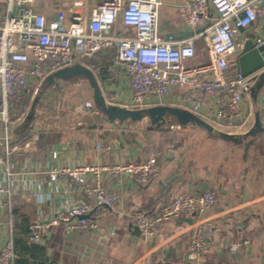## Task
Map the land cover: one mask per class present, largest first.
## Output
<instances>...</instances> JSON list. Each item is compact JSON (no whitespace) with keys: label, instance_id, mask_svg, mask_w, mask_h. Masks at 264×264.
<instances>
[{"label":"crops","instance_id":"0c3cea01","mask_svg":"<svg viewBox=\"0 0 264 264\" xmlns=\"http://www.w3.org/2000/svg\"><path fill=\"white\" fill-rule=\"evenodd\" d=\"M55 1L45 0L43 4L50 18L56 14ZM189 1L192 0H162L159 31L165 39L183 40L191 36H187L190 31L195 34L206 26V22L196 27L182 23V5ZM131 31L122 26L123 34ZM245 37V42L249 38H264V18L248 27ZM195 44L197 54L187 61L190 66L209 59L204 39H196ZM234 58L229 59L233 72L240 70L238 59L236 63ZM113 61L114 58L108 60L106 78L97 79L108 102L127 101L131 87L126 71ZM51 87L84 89L85 99H92L93 90L86 79L57 81ZM183 90L176 89L172 96L155 105L179 106L191 112L189 106L179 102ZM253 95L260 110L262 130L255 139L244 142V136L256 122ZM243 115L242 125L224 127L210 121L238 135L239 143L210 134L196 122L155 124L150 120L149 125L142 121L144 118L110 121L98 110L82 113L76 124L69 122L71 115L66 112L59 120L67 123L45 120V124L33 129L41 135L34 149H16L9 155L12 173L9 180L6 178L5 187L11 194L5 199L0 195V239L6 230L12 229L14 237L31 246L28 252L17 254L15 264L19 259L29 264H264V82L244 100ZM24 122L10 126L12 145L26 138L27 131L19 135ZM101 141L104 147L99 149L97 142ZM53 150L58 151L57 158L52 157ZM156 152L165 154L166 160L146 184L137 185L125 175L104 174V184L118 193L120 201L114 213L100 218L96 227L68 231L54 225L42 242H29V224L37 214L51 216L85 196L69 181H52L53 168L83 163L144 162ZM204 191L217 195L211 209L169 218L159 225L155 236H144L130 222L129 214L133 211L158 213L177 194ZM203 217L212 220L216 234L210 251L196 261H189L186 254L193 223ZM246 240L249 243L245 244ZM236 243L240 245L233 249Z\"/></svg>","mask_w":264,"mask_h":264},{"label":"built area","instance_id":"2783aa9c","mask_svg":"<svg viewBox=\"0 0 264 264\" xmlns=\"http://www.w3.org/2000/svg\"><path fill=\"white\" fill-rule=\"evenodd\" d=\"M45 0H0V195L10 197L5 187L10 179L9 155L13 150H32L40 133L32 130L19 143L11 144L10 126L24 122L30 102L50 74L62 67L87 64L99 52L117 50L114 65L126 71L131 93L127 101L110 103L137 109L154 106L183 88L179 102L209 122L224 127L242 125L244 100L253 90L261 71L244 75L232 71L229 59L241 54L245 30L264 18V0H192L183 3L182 23L203 30L183 40H167L159 31L162 0H57L56 14L44 11ZM122 26L132 30L123 34ZM203 38L209 59L188 65L197 54L196 39ZM255 46L264 38L254 39ZM92 99L77 106L78 113H94ZM99 149L104 143L97 142ZM53 158L59 153L53 150ZM156 152L144 162L120 161L102 164L57 166L50 171L52 181H69L84 199L74 201L51 216L37 214L29 224V242L40 243L49 229L60 225L68 231L96 227L100 218L114 213L120 197L104 184V174L125 175L137 185L151 180L166 160ZM29 194H34L29 192ZM213 191L180 193L158 213L136 210L129 214L131 224L144 236L157 235L159 225L183 215L202 213L213 207ZM8 204V202H6ZM216 234L210 218L193 223L186 257L196 261L208 253ZM2 237V235H1ZM249 243L248 240L244 241ZM240 243L233 245L237 249ZM13 230L0 239V264H15L17 258Z\"/></svg>","mask_w":264,"mask_h":264},{"label":"water","instance_id":"95a60500","mask_svg":"<svg viewBox=\"0 0 264 264\" xmlns=\"http://www.w3.org/2000/svg\"><path fill=\"white\" fill-rule=\"evenodd\" d=\"M194 31H190L187 36L193 35ZM238 65L240 67V71L246 75L252 72L261 71L258 77L254 81L253 90L254 92L260 88V86L264 82V44L259 46H255L253 38H249L246 40L242 53L238 57ZM81 79H86L90 87L93 90L92 101L94 106L101 112L108 120L110 121H124L131 120L137 121L142 118H149L152 123L164 122V123H192L196 122L203 128H205L210 134L220 137L225 140H232L234 142L239 143L240 139L238 135L233 133H228L218 127H216L212 122H209L194 112H190L186 109H183L179 106H165V105H155L154 107H141L137 109L127 108L122 105H112L107 103L106 98L103 94L102 87L97 79V76L93 69L86 66L85 64H75L62 67L58 71L50 74L44 79V82L40 85L39 94L34 98L31 103L30 111L26 117L25 122L23 123V127L21 133L22 135L24 131L30 127V123L35 116L36 112V104L42 102V96L48 90L49 87L53 86L57 81H68V82H76ZM254 102L255 109V125L252 129L248 131L246 136H244V142H250L257 134L262 130V120H260V110L257 102H255L254 95L252 97Z\"/></svg>","mask_w":264,"mask_h":264},{"label":"rangeland","instance_id":"374dc122","mask_svg":"<svg viewBox=\"0 0 264 264\" xmlns=\"http://www.w3.org/2000/svg\"><path fill=\"white\" fill-rule=\"evenodd\" d=\"M77 89L78 88L62 90L59 87H56V88L49 87L48 90H46V92L42 96V99L45 98L44 101H46L47 103L44 106V110H43L45 112L42 111L44 114L41 115L40 114L41 110L40 109L37 110L38 115H40L39 122L41 123V125L45 124L46 122L45 120H50V121L52 120L53 122L57 124L67 123L68 122L67 120L65 121L59 120V116L65 112L71 115L70 116L71 120L69 122L76 124L77 120H79L78 119L79 116H81V114L78 113L76 106H78V104H80L83 99L86 100L84 89L83 90L81 89L79 91ZM31 103L32 102H30V104ZM38 104H41V103H37L36 106H38ZM48 106L52 109L55 108V110L51 111L48 108ZM56 108H59V109L56 110ZM142 121H144V123L146 124H149V125L151 124L149 118H144V120L142 119ZM12 129L13 127H11V130Z\"/></svg>","mask_w":264,"mask_h":264},{"label":"trees","instance_id":"16d2710c","mask_svg":"<svg viewBox=\"0 0 264 264\" xmlns=\"http://www.w3.org/2000/svg\"><path fill=\"white\" fill-rule=\"evenodd\" d=\"M195 48H196V44H195ZM197 49V48H196ZM117 50L115 48L110 49L109 53L106 55H102V52H99V54L95 55L94 57H91L87 60V64L94 69L97 77L99 79H104L107 76V66L110 64V62L108 63V60L112 58H114L116 56ZM107 61V62H106ZM235 62L237 63V60H235ZM46 105L44 98H43V102L41 104H38V106H36V112H35V116L32 119L31 123H30V127L28 128L27 132L25 133L26 135H28L35 127H41V123L38 120V113L37 110L38 108L41 110V108H44V106ZM42 113V111H41ZM25 136V135H24ZM41 137V135H40ZM15 246H16V250H17V254L21 253V252H28L30 247L28 245H26L25 242H23L21 239L15 237ZM20 246V247H19ZM17 264H29L27 260L24 259H19L17 260Z\"/></svg>","mask_w":264,"mask_h":264}]
</instances>
